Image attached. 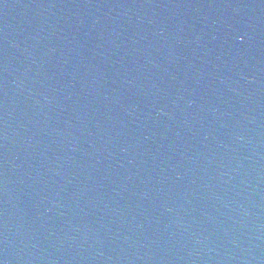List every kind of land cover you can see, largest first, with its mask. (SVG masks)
Here are the masks:
<instances>
[{
    "label": "water",
    "instance_id": "1",
    "mask_svg": "<svg viewBox=\"0 0 264 264\" xmlns=\"http://www.w3.org/2000/svg\"><path fill=\"white\" fill-rule=\"evenodd\" d=\"M0 264H264V0H0Z\"/></svg>",
    "mask_w": 264,
    "mask_h": 264
}]
</instances>
